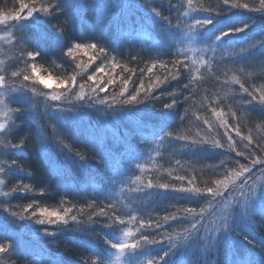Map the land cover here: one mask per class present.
<instances>
[{
	"label": "snow or ice",
	"instance_id": "snow-or-ice-1",
	"mask_svg": "<svg viewBox=\"0 0 264 264\" xmlns=\"http://www.w3.org/2000/svg\"><path fill=\"white\" fill-rule=\"evenodd\" d=\"M224 8H212L203 6H194V0H186L187 9L180 12L175 4L170 3V7L177 8L176 23L169 15L157 5L155 0H101L96 5L98 9L103 11L100 13L97 25L101 30H112L114 24L131 23L136 26L135 11L142 9L145 15L141 17L140 23L147 25L155 24L162 21L161 25V45L168 44L169 38L175 37L181 45H187L192 51H212L215 53L222 48L226 38L236 36L247 31L251 24L229 27L213 34L211 38H207L206 30L213 25L217 17H222L230 13L233 9H244L252 12H259L264 15V0H259L258 6H250L247 3H240L238 0H220ZM73 9V13L69 15L67 10ZM119 16L115 21L112 16L116 12ZM205 12L207 15L198 16L194 13ZM76 12H82L86 15L87 5L75 0L70 4L69 0H18V7H14L9 11H0V25L7 30V37H0L11 48L16 49L18 53L14 59L17 64H25L31 68V73L27 71L12 70L6 67H0V110L3 115L8 116L9 113L15 114L14 118L0 122V137L6 139L0 140V176H9L13 170L20 173L25 172L26 165L19 159L23 156L24 149L29 140V135L25 134L16 138V130L19 120L25 113H29L32 119H36L35 107L37 103L43 108L44 115L53 117L56 121H62L65 116L71 113L73 116L79 114L81 109H93L97 112L112 113L128 111L129 114L138 113V106L147 104L148 107L155 109L156 101H160V106L155 112L159 113L161 120L157 125H153L143 116H136V127L143 133L144 137L151 136L159 145L162 143H172L173 141H183L184 143L177 145L180 149H190L196 145H210L214 149H223L225 144L220 139L209 136L208 133L213 131V123L208 118H204V123L208 127V133L203 136L197 132L195 137L187 135H177L171 128V121L176 114L177 105L181 103L175 91H161L159 95L153 93L161 85L166 82L178 80L181 76V68L191 74L189 83L184 84V88L189 90V95L184 96L187 102L195 95L198 87L197 81L204 78L201 68H207L212 71V62L215 56L210 59H181L184 49L175 53L176 58L169 62L155 59L145 67L140 68V72L144 74H153V70L159 67L164 70L165 75L161 78L159 75H149L150 83L145 86L143 78L141 84L134 91L129 92V82L132 77L128 76L122 80L121 87L118 92L109 95H101L107 91L109 85L116 83V78L111 74L108 75L106 83L97 73H105L106 68L110 64L111 70L122 68L125 72H131L135 75V68H128L122 65L115 55H109V47L101 44L99 39L93 42H81L73 40L70 44H65L66 34L69 26H74L76 21ZM63 16V19L61 17ZM254 23V22H253ZM35 32V36L31 33ZM101 35L100 39H103ZM51 41L60 48L63 55L75 60L77 53H91L88 56L89 62L102 60L97 67L96 72L88 75L87 80L91 84L81 82L78 84V90L73 91L77 86V75L73 74L67 80H57V85H63L64 91H53L51 93L38 92L36 88L29 87L31 84L43 83V79L37 76V60L41 57V44ZM203 44V48H193L194 45ZM264 45V40L257 41L255 44H245L240 46L232 45L233 49H238L232 54V60L244 61L249 49L256 46ZM113 52L116 50L113 48ZM227 52V49H225ZM131 61H137V55H131ZM103 61H107V64ZM30 62V63H29ZM4 61L0 60V65ZM77 68L81 65L77 64ZM243 71V68L240 69ZM51 79V77H48ZM103 84V86H101ZM224 85L239 84L240 93L237 104L240 110L248 111L250 105H260L261 118L264 119V88L256 89L246 87L236 75L231 79L225 78ZM47 87V84L44 85ZM32 92L29 96L27 93ZM43 96V101H37L36 97ZM248 97L245 99L244 97ZM170 97L171 99H168ZM213 115L220 118V124L225 128L224 135L227 137V150L234 152L236 156H245L248 164H242L235 161L237 167L224 168L219 173V177L210 182L204 181L202 184L197 177H186L176 173V169H167V174L173 180L179 181V184L168 182H159L151 176L142 179L141 175H135L134 179H125L128 176V170L109 180V186H120V192L128 190L136 195L135 200H141L144 197H158L161 201L175 199L178 202L184 200L187 203L170 205L175 211H167V214L161 216L159 213L155 217L151 213L147 218L140 215H134L132 212L138 209H132L126 213L127 220L120 214V201L115 197L105 194L106 189L96 190V195L104 201L99 206L94 201L87 204V209H94L87 212L86 208L81 206L76 208L75 205L66 206L70 202L61 201L60 209L50 210L47 207H41L38 201L33 200L26 205L13 203L14 194L25 195L33 193L34 188L24 183L21 178L20 182L11 186L10 190H4L8 187L5 179L0 178V232L7 231L13 233L15 229L13 225L17 221H29L34 225L40 226L34 229L33 234L42 237L48 247V253L55 255L58 259L50 264H67L63 259L61 252L58 250L53 252L52 242L60 233H80L75 236L76 239L83 240V233L87 232V228L79 227L82 224L94 225L102 223L104 227L111 228L113 225H122V235L114 237L105 233L104 244L112 251L114 260L107 257L94 248L91 250L89 257L82 258V264H189L186 260L179 259L180 253L186 255L193 248L199 249L204 255L213 257L212 264H219L216 256L223 248L226 259L224 264H264V242L259 244V252L256 251L257 244L248 235L241 230L244 227L255 226L256 220L264 221V143L253 137L251 132L245 134L240 125L241 117L229 107L231 119L237 123L230 125L221 112L216 110L213 101L209 100ZM27 105H32L30 110ZM201 107H206L202 102ZM187 111V110H186ZM184 116L180 117L183 121ZM196 120H201L199 115ZM53 132L56 128L53 126ZM239 142L246 141V152H242L238 147ZM41 144L47 146L48 138L39 133ZM56 139L62 143V138L57 135ZM146 142V141H145ZM72 149L68 145H63ZM80 161L86 162L88 157L80 152L75 153ZM223 163V161H222ZM176 164L180 165L181 161L176 160ZM134 166L140 173L145 171L143 163V154L140 153L137 158L129 161V167ZM259 166V168H258ZM27 167H30L27 166ZM219 167V166H217ZM258 168V173L254 169ZM176 173V174H174ZM31 175V173H29ZM58 184L61 180L56 175ZM133 185H135L133 187ZM169 193L182 194L170 197ZM43 195V191L41 192ZM200 198H204V204L200 203ZM192 202L200 204L199 208L192 206ZM206 204V206H204ZM17 209H20L17 211ZM75 209V211H74ZM211 209V211H209ZM85 217V219H82ZM101 218V219H97ZM138 222L139 227L135 230L130 229L127 225ZM75 225V227L73 226ZM172 229L169 231V229ZM72 237H70L71 239ZM91 246V239L88 238ZM21 250L20 244L12 238L11 235L0 237V258L12 257ZM155 250V251H154ZM154 255H150L151 253Z\"/></svg>",
	"mask_w": 264,
	"mask_h": 264
},
{
	"label": "trees",
	"instance_id": "trees-1",
	"mask_svg": "<svg viewBox=\"0 0 264 264\" xmlns=\"http://www.w3.org/2000/svg\"><path fill=\"white\" fill-rule=\"evenodd\" d=\"M75 0H69V3H74ZM81 3L87 5L86 15L82 12H76V21L74 26H69L64 43L70 44L73 40L81 42H93L99 39L101 44L109 47V55H115L117 60L122 65H127L128 68H135L136 72L133 75L131 72H125L122 68L111 70L108 69L105 73H97L99 77L106 83L108 75L111 74L116 78V83L109 85L107 91L101 95H111L113 92H118L122 80L125 77L131 76L129 82V92L135 90L143 83L147 86L150 83L149 75H159L161 78L165 75L164 70L157 67L153 70V74H144L140 72V68L150 64L155 59H160L169 62L176 56L175 53L179 52L181 48L184 49L183 58H188L190 63L191 59H210L215 56L212 62V71L207 68H201L204 73V78L197 81V89L192 99L183 102L184 96L189 95V90L184 88V84L189 83L191 74L181 68V76L178 80L166 82L161 85L153 93L159 95L161 91L173 92L175 91L180 104L177 105L176 114L174 119L170 122L171 128L177 135H187L195 137L199 132L202 136L208 133V127L204 123V118L212 121L214 127L209 136L220 139L225 144L223 149H214L210 145H196L190 149H180L177 145L184 143L183 141H173L172 143L157 144L151 136L144 137L136 127V116H143L148 119L153 125H157L161 116L155 112L160 106V101H156V108L148 107L147 104L138 106V113L135 115L129 114L126 110L124 112L112 113L108 112L107 115L97 112L93 109H81L80 113L73 116L71 113L67 114L62 121H56L51 116L44 115L43 108L39 103L35 107L36 119H32L29 113H25L19 120H16L18 125L16 130V138L31 134L24 149L23 156L19 157L26 165L25 172L20 173L18 170H13V176L21 174L25 182L29 183L34 189L41 187L39 193L33 192L25 195L19 193L14 195V201L20 205H26L33 200L38 201L41 207L53 204L61 208V201L67 200L70 203L66 206L75 205L76 208L81 206L85 207L87 212L94 209H87V204L96 202L97 205L102 206L104 201L100 196L96 195V190L106 189L101 195H111L120 201V214L127 220L126 213L132 209L138 211L132 212L134 215H140L147 218L151 213L153 217L157 213L163 216L167 211H175V208H170V205L185 204L186 201L175 199L160 200L158 197L135 200L133 197L136 195L128 190L123 193L120 192V186H109V180L119 174L128 170V176L125 179H134L135 175H141L142 179H147L151 176L154 180L158 179L159 182H168L179 184V181L173 180L167 174V169H176V173L185 175L186 177H197L201 184L204 181H212L220 178L219 173L223 172L224 168H235L237 165L235 161L242 164H248L245 156H236L234 152L227 150V137L224 135L225 128L220 124V118L213 115L211 105L208 101L211 100L216 106V110L224 115L228 124L234 125L237 122L231 119L229 114V107L237 112L241 117L239 125L245 134L251 132L254 138L264 143V119L261 118L260 105L254 104L248 107V111L240 110L237 101L240 96L239 84L224 85L225 78L231 79L236 75L246 87H253L256 89L264 88V45L252 47L249 49L247 57L244 61L232 60V54L238 49H233L231 46H240L243 43L255 44L257 41L264 40V15L259 12H252L244 9H233L225 16L217 17L213 25L209 26L206 30L207 38L222 29L242 25L245 23L251 24V27L236 36L226 38L222 43L224 46L218 49L215 53L212 51H192L189 50L187 45H181L175 37L169 38V43L174 44V47H169L168 44L161 45V25L162 21H157L155 24H141V17L145 12L140 9L135 11L136 26L131 23L114 24L112 30H101L97 25L102 9H98L96 5L101 0H79ZM106 2V0H104ZM115 3L116 0H113ZM160 9L165 15H169L176 23L177 8L180 12L187 9L186 0H155ZM240 3H247L250 6H258L259 0H238ZM175 4L177 8L170 7ZM194 6H203L205 8H224L220 0H194ZM14 7H18V0H0V11H9ZM67 13L71 15L73 9L69 8ZM198 16L207 15L205 12L194 13ZM119 16L117 11L112 20L115 21ZM63 19V16L61 17ZM254 22V23H253ZM8 33L3 25H0V36ZM35 36V32L31 33ZM103 35V39H100ZM193 48H203V44L194 45ZM116 51L113 52L112 49ZM186 48V50H185ZM227 49V52H225ZM41 57L37 60L38 75L45 74L51 76L54 80L65 79L77 75V86L73 91L78 90V84L83 81L88 75L96 71L102 60H95L89 62L88 56L91 53H77L75 60L63 55L59 47L51 41H46L41 44ZM6 54L16 52V49L11 48L5 44L2 48ZM131 55H137V61H131ZM105 62V61H103ZM80 64L81 67L77 68L76 65ZM13 63L7 67L12 71L16 67ZM243 68V71L240 69ZM215 75V77H214ZM45 76V77H46ZM219 82H218V81ZM86 83L91 84V81L86 79ZM40 84V83H38ZM103 86V84L101 85ZM29 87L31 84L29 83ZM63 85L51 86L50 91H43L37 89L41 93H51L53 91H64ZM32 96V92L27 93ZM248 99V97H244ZM37 101L43 100V96L36 97ZM168 99H171L168 97ZM206 107H201V103ZM31 110L32 105H27ZM187 110V111H186ZM199 115L201 120H196ZM184 116L183 121L180 117ZM53 126L56 128V133L53 132ZM39 133H43L48 138L47 146L41 144ZM59 135L62 138V143L56 139ZM233 137L238 142V147L242 152H246V141L239 142V138ZM146 141V142H145ZM68 145L72 151L63 145ZM225 150V151H224ZM80 152L86 157L87 161H80L75 153ZM143 154V163L145 164V171L140 173L134 166L129 167V161L137 158L139 154ZM197 158V159H196ZM176 160H180L181 164L177 165ZM223 161V163H222ZM30 167H27L29 166ZM219 166V167H217ZM259 168V166H258ZM258 168L253 171L258 173ZM162 172L159 178L158 172ZM31 173V175H29ZM174 173V174H176ZM206 174V175H204ZM56 175L59 176L61 183L56 181ZM9 174V179L13 177ZM14 178V177H13ZM14 183L16 181L12 179ZM135 185H133L134 187ZM43 191V195L41 192ZM170 197L179 196L182 194L169 193ZM200 203L204 204V198H200ZM192 206L199 208L200 204L192 202ZM206 206V204L204 205ZM52 210V209H50ZM19 211V209H17ZM75 211V209H74ZM211 211V209H209ZM85 219V217H82ZM101 219V218H97ZM75 227V225H73ZM40 226L34 225L29 221H17L13 228L15 231L9 233L7 231L0 232V237L11 235L21 246V250L12 257L0 258L7 264H50L58 258L55 255L48 253V247L42 237L33 234L34 229ZM81 228H87L88 231L83 233L85 239L79 240L75 236H80L76 233H60L54 238L52 242L53 252L58 250L61 252L63 259L67 264H82L83 257H89L91 250L94 248L107 257L109 260H114L111 249L104 244L105 233L114 237L122 235V225H113L111 228H106L102 223L88 225L87 223L80 225ZM132 230L139 227L138 222L127 225ZM251 239L257 244L256 251L259 252V244L264 242V221L256 220L255 226L243 225L240 226ZM172 229L170 228L169 231ZM70 237H72L70 239ZM88 238L91 239V246L89 245ZM71 246V249L66 247ZM155 251V250H154ZM151 253L150 255H154ZM179 259L186 260L189 264H212L213 257L211 255H204L199 249L193 248L186 255L183 251L180 253ZM216 261L219 264H224L226 259L223 248L216 256Z\"/></svg>",
	"mask_w": 264,
	"mask_h": 264
},
{
	"label": "rangeland",
	"instance_id": "rangeland-1",
	"mask_svg": "<svg viewBox=\"0 0 264 264\" xmlns=\"http://www.w3.org/2000/svg\"><path fill=\"white\" fill-rule=\"evenodd\" d=\"M8 33L6 34H3L1 35L0 37H7ZM5 41L4 40H0V60L4 61V64L3 65H0V67H9L12 62L13 63H16L15 62V59L14 57L17 55L15 52L11 53V54H6L4 51H2V48L3 46L5 45ZM186 50V48H185ZM181 59H184L182 56H181ZM30 63V62H29ZM104 63L107 64V61H105ZM16 67L13 69V70H18V71H27L29 74L31 73V68L29 66H26L25 64H17L16 63ZM101 64H99L100 66ZM110 65V64H109ZM108 69V67L106 68V70ZM96 72V71H95ZM93 72V73H95ZM92 73V74H93ZM37 76L41 77L43 79V83H40V84H31V87H34L36 89H41L43 91H50L51 90V86H54V85H57V80H54L51 76H46L45 74H42V75H38V71H37ZM46 76V77H45ZM48 77H51V79H48ZM88 77V76H87ZM86 78L83 79V81L86 82ZM47 84V87H45L44 85ZM40 101H43V100H40ZM15 114H12V113H9L8 116H4L3 115V110H0V122H3L4 120H9V122H11V120L14 118ZM2 139H6L5 137H0V140ZM12 176L13 174L10 173ZM14 177V178H13ZM11 179H9V176H0V178H3L5 179L8 187L5 188L4 190H10L11 186L13 184H15L12 179H14L16 181V183L20 182L21 178L23 179V182L24 183H27L25 182L23 176L21 174H18V175H14ZM29 184V183H28ZM36 193H39L40 190H41V187H38V188H35L34 189ZM15 195V194H14ZM13 203H16L14 200L12 201ZM47 208L49 209H58V206H55L53 204H49V205H45ZM20 210V209H19ZM0 264H7V263H4L3 260L0 259ZM19 264H22V263H19Z\"/></svg>",
	"mask_w": 264,
	"mask_h": 264
},
{
	"label": "bare ground",
	"instance_id": "bare-ground-1",
	"mask_svg": "<svg viewBox=\"0 0 264 264\" xmlns=\"http://www.w3.org/2000/svg\"><path fill=\"white\" fill-rule=\"evenodd\" d=\"M214 77H215V75H214ZM218 81V80H217ZM219 82V81H218ZM29 136H31V134H29ZM225 151V150H224ZM197 159V158H196ZM161 175H162V172H158V176H159V178L161 177ZM204 175H206V174H204ZM67 249H71V246H69V247H66V249H65V251L67 250Z\"/></svg>",
	"mask_w": 264,
	"mask_h": 264
}]
</instances>
